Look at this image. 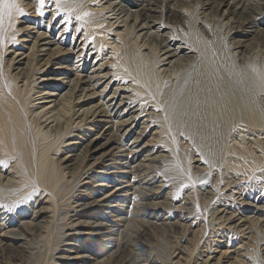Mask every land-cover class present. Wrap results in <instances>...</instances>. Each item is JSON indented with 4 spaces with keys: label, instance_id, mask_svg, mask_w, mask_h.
<instances>
[{
    "label": "bare ground",
    "instance_id": "6f19581e",
    "mask_svg": "<svg viewBox=\"0 0 264 264\" xmlns=\"http://www.w3.org/2000/svg\"><path fill=\"white\" fill-rule=\"evenodd\" d=\"M16 3L0 264H264V92L234 66L264 0H61L67 33Z\"/></svg>",
    "mask_w": 264,
    "mask_h": 264
},
{
    "label": "snow or ice",
    "instance_id": "6c2138e0",
    "mask_svg": "<svg viewBox=\"0 0 264 264\" xmlns=\"http://www.w3.org/2000/svg\"><path fill=\"white\" fill-rule=\"evenodd\" d=\"M56 3V14L53 15L52 20L56 21L57 18L61 15V12L65 13L63 16V20L60 21L61 25L64 26V31L67 33L69 32V25L72 23V17L71 13L73 12L72 8H62L61 6V0H55ZM44 5H45V0H38L37 7H36V13L38 16H43L44 15ZM13 12H15L18 16H24L26 13H24V10L19 7V5L16 3V0H0V31L6 30L5 28V21L7 20L8 27H14L12 24V17H13ZM88 12H84L81 15H78L75 17L77 21H81L84 17L88 16ZM77 33L81 31V28L77 27L76 28ZM15 37H13V40ZM4 43L3 37L0 36V45ZM117 80L120 78L117 77ZM159 110V109H158ZM203 183V182H202ZM182 187H187V185H182ZM20 203H23V201H20ZM11 211V209H9Z\"/></svg>",
    "mask_w": 264,
    "mask_h": 264
},
{
    "label": "rangeland",
    "instance_id": "374dc122",
    "mask_svg": "<svg viewBox=\"0 0 264 264\" xmlns=\"http://www.w3.org/2000/svg\"><path fill=\"white\" fill-rule=\"evenodd\" d=\"M191 2V1H190ZM220 35L223 38V42L225 43L227 40V38L224 37L223 35V30L220 31ZM262 44V45H261ZM261 48V49H260ZM256 50V51H255ZM259 51V52H258ZM263 51V52H262ZM241 58V59H240ZM249 59V62H248ZM244 60V61H243ZM235 60H233L234 62ZM244 62V63H243ZM236 63V64H235ZM243 63V64H241ZM250 63V64H248ZM250 65V66H248ZM234 66H239L242 69H244L249 75H251V77L254 80L255 85H259L257 86V88L260 90V93L264 92V44L263 43H259L257 45H253L251 48L247 49V51L243 52L242 55L238 54V57L236 59V61L234 62ZM247 66V67H246ZM251 67V68H250ZM260 67V68H259ZM248 70V71H247ZM256 70V71H255ZM251 71V72H249ZM255 73V74H254ZM257 75V76H255ZM259 79V80H258ZM259 83V84H258ZM263 90V91H262ZM239 126V125H238ZM232 130V134L233 136H238V133L236 131L235 127L231 128ZM235 136V137H236ZM260 137H263L262 135H260Z\"/></svg>",
    "mask_w": 264,
    "mask_h": 264
}]
</instances>
